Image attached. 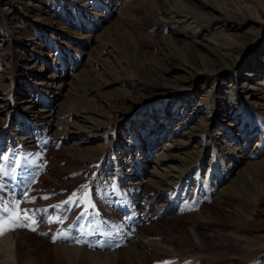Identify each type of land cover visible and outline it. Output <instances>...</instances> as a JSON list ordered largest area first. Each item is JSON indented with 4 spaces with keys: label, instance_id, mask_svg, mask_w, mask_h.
<instances>
[{
    "label": "rangeland",
    "instance_id": "rangeland-1",
    "mask_svg": "<svg viewBox=\"0 0 264 264\" xmlns=\"http://www.w3.org/2000/svg\"><path fill=\"white\" fill-rule=\"evenodd\" d=\"M247 1L0 0L1 150L36 134L27 155L78 172L42 176L89 186L109 216L104 238L82 221L63 234L93 260L120 239L118 262L137 264L150 225L197 245L140 264H264V0L258 22L238 20Z\"/></svg>",
    "mask_w": 264,
    "mask_h": 264
},
{
    "label": "bare ground",
    "instance_id": "bare-ground-1",
    "mask_svg": "<svg viewBox=\"0 0 264 264\" xmlns=\"http://www.w3.org/2000/svg\"><path fill=\"white\" fill-rule=\"evenodd\" d=\"M183 1L186 3L187 1L193 3L192 1L196 0ZM186 5L188 6V3ZM244 7L245 12L241 11V16L238 20L258 22L257 14H255L258 1L248 0ZM212 8L221 11L218 6H212ZM238 13L239 11L235 9L233 14L236 15ZM219 27L220 26L217 25L214 29L219 30ZM222 29L224 30V28H221L220 33ZM220 36H224L223 32ZM37 139H39V137H37ZM27 140L29 144H32L29 145L27 143L28 146L26 149L28 147L36 149L35 146L37 144L33 143V139L28 138ZM59 152L62 153L63 151L59 150ZM40 156V153L38 156L32 157L27 154L18 153L13 157L15 166L11 167L5 162L0 164V169L3 170L5 181L8 182L9 179H13V181L19 185V189L13 188L12 194L7 188L0 186V203L10 208L11 212L7 215L11 216L16 223L22 225L18 226V228L16 227V229L7 230L0 234V264H92V261L102 262V264H120L118 262L122 248V241L120 239H114V241L103 240L104 243L101 247L102 251L98 253L95 252L94 255H96V259L93 260L92 258L94 256H90L89 253L93 251H89V249L82 246L80 237L78 238L73 235L74 238H72V235L66 234V237H63L64 232L73 230L75 225H77L79 221H82L87 226L90 225L102 229L101 237L104 238L105 234H109L103 232V228L105 227L104 224L109 221V216L103 215L101 206H98L94 199L88 195V192H85V189L87 190L89 186L79 184L77 186L78 192L74 191L76 199L73 200L70 198L71 193L74 194L73 191L65 190L60 192L57 190V187H53L55 184L52 183L53 181L51 179L45 181L42 176V171L44 169H46L48 171L47 173L57 181L58 178L66 180L64 178L68 176H70V180L71 178L75 179L73 176L78 175V172L75 174L65 172L60 174L54 169L53 164L50 165L45 158L42 159ZM61 156V158H63V163L74 161L68 160L64 154ZM28 160L34 163L30 171L26 169ZM76 164L80 168V163ZM81 173H83L82 169L79 171L80 175ZM35 176H38L37 182H42L44 185L43 187L48 189L47 193L41 192L39 189L35 188L33 184ZM61 176H63V178ZM8 185L7 183V186ZM17 201L21 202V205L17 206ZM44 224H46L47 227L44 226ZM149 226L136 227L135 229L137 233L134 236L148 237H146V239H148L147 241L138 239V237L132 239L134 244H139L144 248L142 257L138 259L137 264L144 261L150 262L151 260L164 259L166 257L179 259L182 255L180 250L182 246L181 243L184 242L186 244L190 243L197 245L189 234L184 233L179 228L174 231H155ZM5 228L11 229V227ZM263 231L264 230H262V232ZM60 234L62 236H59ZM150 235H153V237ZM260 236L264 238V232ZM54 237L56 238V242L53 239ZM57 241L61 244L57 243ZM73 241H76L77 244L73 245ZM203 244L206 243L201 241L198 245L202 246ZM111 245L116 247L114 250L117 259L109 255V253L107 254L104 252L107 249L106 247H110ZM161 263L163 262L159 264ZM167 263L169 264L170 262ZM167 263L164 261V264Z\"/></svg>",
    "mask_w": 264,
    "mask_h": 264
},
{
    "label": "snow or ice",
    "instance_id": "snow-or-ice-1",
    "mask_svg": "<svg viewBox=\"0 0 264 264\" xmlns=\"http://www.w3.org/2000/svg\"><path fill=\"white\" fill-rule=\"evenodd\" d=\"M0 210H2L6 214H10V212H11V209L8 206L3 205L2 203H0ZM9 220L11 221V226H12L11 229L10 228H5V223H6L5 217L4 216H0V234H2L4 231L12 230L16 226H22V225H17L15 220L12 219L11 216H9ZM53 239L55 240L56 238L54 237Z\"/></svg>",
    "mask_w": 264,
    "mask_h": 264
}]
</instances>
